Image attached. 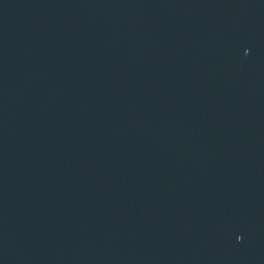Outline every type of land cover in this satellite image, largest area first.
Segmentation results:
<instances>
[{"label":"water","instance_id":"1","mask_svg":"<svg viewBox=\"0 0 264 264\" xmlns=\"http://www.w3.org/2000/svg\"><path fill=\"white\" fill-rule=\"evenodd\" d=\"M0 264H264V0H0Z\"/></svg>","mask_w":264,"mask_h":264}]
</instances>
